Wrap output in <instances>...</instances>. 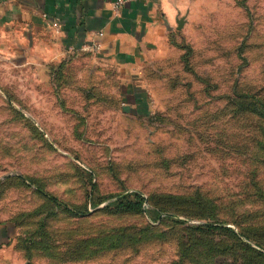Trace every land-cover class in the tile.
<instances>
[{
	"label": "rangeland",
	"instance_id": "1",
	"mask_svg": "<svg viewBox=\"0 0 264 264\" xmlns=\"http://www.w3.org/2000/svg\"><path fill=\"white\" fill-rule=\"evenodd\" d=\"M166 1L168 48L138 83L92 52L0 65V223H15L19 264H233L239 239L263 251L264 150L237 94L264 93V0ZM137 89L146 103L127 105ZM125 194L143 208L108 207Z\"/></svg>",
	"mask_w": 264,
	"mask_h": 264
},
{
	"label": "crops",
	"instance_id": "2",
	"mask_svg": "<svg viewBox=\"0 0 264 264\" xmlns=\"http://www.w3.org/2000/svg\"><path fill=\"white\" fill-rule=\"evenodd\" d=\"M118 1L0 0V65L48 66L92 52L122 68L128 83H138L144 64L168 48L176 17L166 9V0ZM96 43L100 48L94 52ZM145 93L127 91L124 101L141 107ZM15 234L13 222L0 223V264H19Z\"/></svg>",
	"mask_w": 264,
	"mask_h": 264
},
{
	"label": "trees",
	"instance_id": "3",
	"mask_svg": "<svg viewBox=\"0 0 264 264\" xmlns=\"http://www.w3.org/2000/svg\"><path fill=\"white\" fill-rule=\"evenodd\" d=\"M264 91V90H263ZM238 96H240V111L242 113H245V115H252L249 116L250 118V126L252 131L250 132L253 134L252 137H254L257 141V146L259 147V150H264V93L262 92H252V91H245L242 93H238ZM255 160L262 159V162H264L263 158L254 157ZM137 197L135 200H128L127 194L122 195L117 201H114L113 203L109 204L108 207H111L116 212H130V211H139L143 208L144 198L141 197L139 194H136ZM112 205V206H111ZM107 208V207H106ZM71 210V209H70ZM72 211V210H71ZM160 212L157 213L156 218L160 216ZM15 225V223H14ZM222 228L221 225H214L208 226L206 228H215L218 229ZM205 229V227H199L198 229ZM240 243L243 246V252L244 255L237 253L235 250H230V260L233 261V264L239 263V264H252L249 258H251V254L255 253L264 259V246H262L259 241L256 242L257 245L261 246L263 251H259L250 244L246 243L243 240H240ZM30 246L26 249L27 254H31ZM237 255H242V258H239ZM262 264V263H261ZM264 264V263H263Z\"/></svg>",
	"mask_w": 264,
	"mask_h": 264
},
{
	"label": "built area",
	"instance_id": "4",
	"mask_svg": "<svg viewBox=\"0 0 264 264\" xmlns=\"http://www.w3.org/2000/svg\"><path fill=\"white\" fill-rule=\"evenodd\" d=\"M118 2H122V0H119ZM99 48H100V45L96 43V44H94V45L92 46L91 50L95 52V51H97Z\"/></svg>",
	"mask_w": 264,
	"mask_h": 264
},
{
	"label": "water",
	"instance_id": "5",
	"mask_svg": "<svg viewBox=\"0 0 264 264\" xmlns=\"http://www.w3.org/2000/svg\"><path fill=\"white\" fill-rule=\"evenodd\" d=\"M181 25H182V22H180V27H181ZM180 27H179V28H180Z\"/></svg>",
	"mask_w": 264,
	"mask_h": 264
}]
</instances>
